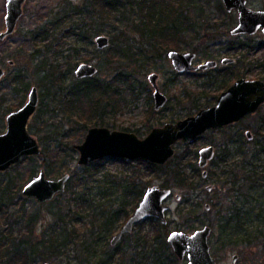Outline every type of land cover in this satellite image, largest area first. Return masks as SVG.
<instances>
[{
	"label": "trees",
	"instance_id": "obj_1",
	"mask_svg": "<svg viewBox=\"0 0 264 264\" xmlns=\"http://www.w3.org/2000/svg\"><path fill=\"white\" fill-rule=\"evenodd\" d=\"M188 1L194 3V0H80L78 2L65 0L64 5L59 10L51 8L43 12L41 9L38 11V15L43 19L42 24L27 32L35 44L28 63L17 69L12 76L8 75L7 72L4 76L8 79L7 88L13 94L21 96V99L8 105L1 116L3 117L6 112H11L22 105L23 98L30 86L29 78L32 74L29 67L33 64V76H38L35 84L42 91L39 104L47 99L48 101L45 103L47 108H51L53 105L52 112L64 110V113L70 118L69 120H74L78 124V129H87L92 124L104 125L108 108L110 106L116 107L117 98H119L115 80L129 81L128 88L136 95L140 94L141 90L136 91L135 78L130 79L131 76L140 72L138 68H146L148 62L154 64L156 59H160L162 56L168 57L170 50L181 49L180 46L183 42L188 43L196 38L197 30L201 29L202 24H198L192 18L189 8L185 4ZM220 6L223 7L221 1ZM131 15L138 17L136 22L132 23ZM227 15L228 19L222 30L215 33L209 31L210 36H217V38L224 35L240 36L231 35V27L237 19L232 12L227 13ZM113 20L114 25L119 24L117 36H119L121 46L116 48V52L120 55L116 57L114 54V57L112 55L106 58L103 67L109 72L114 69L117 74L113 76L112 81H107L96 75L77 78L73 74L74 69L79 64L75 61V56L81 51L83 41L90 39L94 32H99L103 23L113 22ZM122 23H125L126 26ZM186 31L191 32L192 36L189 33L186 34ZM137 34L140 38L137 37ZM247 38V41L237 39L235 45L232 43L227 47L228 50L247 49V51H251L256 47H264V43L257 42L252 35H247ZM3 42L4 40L0 39V44ZM191 51H196L199 54L200 49L194 46ZM246 57L247 55L240 51L237 56L238 62L245 61ZM261 58L256 59L261 68L257 77L264 79V57ZM218 69L210 68V70L204 71L208 78V82L204 83L205 86L216 85V89H224L230 85L231 78L245 74L232 69L224 75L220 69L219 73L216 72ZM173 74L176 77L179 73L173 71ZM198 75L201 76L200 73ZM182 93L184 96L178 97L176 103L183 104L185 97H187L190 98L191 105L188 107L183 105V109L187 110L184 116L193 113L188 109L209 105L211 103L210 96L212 98L216 96L209 92L208 95L202 97L200 92L188 88H185ZM149 94L152 98L151 92ZM5 95L6 93L0 90V108L5 103ZM263 106L264 104L258 111H261ZM260 124L258 129L254 130L253 140L249 141L242 138L238 143L236 149L239 153L238 160L224 170L228 173V179L225 182L231 186L233 191L230 197V205L226 207L227 215L222 214L218 218L221 232L220 247L235 244L236 242L232 237L234 231L230 230L239 225L243 226L245 222L249 221L246 219L247 216L241 213L246 201L240 197L245 195V198H248L243 190L245 188L250 190L261 189L260 196H264V113L260 118ZM32 127L33 124L29 121L28 128L31 129ZM151 128L152 126L148 125V130ZM60 135L59 131H54L39 136L42 151L38 156L42 157L40 164L44 167L47 175L52 173L56 164L61 165L62 172H66L67 168L70 170L72 166L69 163L75 159V153L78 151L75 147L77 143L75 144L72 140L66 142L67 145L64 148H60L59 145L64 146ZM224 137L226 138L224 146L218 154L221 161H225L228 155L232 153L229 147L234 142L233 139H230L233 137L231 130L224 132ZM182 144L188 145L183 142ZM64 152H66L65 155ZM196 154V151L193 153L187 150L184 152L177 151L166 164L146 160L143 162L149 169L167 176L163 180L162 186L185 187L193 191L197 190L201 184L199 182L200 169L198 164L193 161V156ZM191 155L193 156L188 159L189 161L185 162L184 158ZM100 162L98 160L93 161V164ZM78 168L75 167L74 169L73 167L71 170L74 174H71L67 183L64 192H68V194L62 200L63 202L54 198L41 204H49V211L55 217L51 226L41 233L36 230L41 211L28 212L24 202L13 210L16 204L15 200L22 195L19 193V189L16 193L11 191L12 181L0 182V264L45 263L57 257L66 245L72 244L76 248L77 240L81 251L91 255L86 256V258L90 259L89 257L94 255L96 257L99 254L97 244L102 243L104 238L107 239L112 234L114 225L119 218L123 216L127 219L130 216L127 193L130 189L133 191L136 188L138 181L133 180L123 185L129 188L128 191L125 189V196L114 195L121 187V183L118 182L112 187L114 190L112 188L111 190H103L99 198L92 193L93 185H91V179L97 170H89V166L86 165L83 166L85 172L78 173ZM35 172L36 168L32 170L31 177H34ZM74 175H76L75 179ZM64 192L59 194L64 195ZM142 192V190L137 191V200L142 196ZM186 200H189L187 196ZM262 201H260L254 221L258 219L264 223V199ZM214 206L217 205L214 204ZM80 220H89L84 235L81 237H79L81 229L78 226L69 227L70 222ZM210 221L207 224L212 225ZM189 223L186 221L188 226H194ZM154 225V234L147 232L143 235H136V244L133 246L136 253L129 254V256L131 255V264H180V259L168 242L170 233L168 224L158 221ZM249 233L248 231L245 232L242 241L251 243V234ZM127 236L132 235L128 234ZM149 252L151 253L150 256L148 255ZM100 253L101 256L96 259L95 264H126L127 258L129 259L125 254L117 257L116 247H112V252L104 250ZM77 258H79V263H84L83 258L79 256ZM252 258L247 259L253 260ZM251 262L256 264L255 260Z\"/></svg>",
	"mask_w": 264,
	"mask_h": 264
},
{
	"label": "rangeland",
	"instance_id": "obj_2",
	"mask_svg": "<svg viewBox=\"0 0 264 264\" xmlns=\"http://www.w3.org/2000/svg\"><path fill=\"white\" fill-rule=\"evenodd\" d=\"M71 1L78 2L80 0ZM220 1L223 4L222 0H194V3H189V1L185 3L189 8V13L191 14L192 18L198 24H202V27L200 30H197V36L194 34L196 38H193V40L188 43L183 42L181 44L182 46H180L181 49L176 50L186 52L191 51L192 47L197 46L200 49V52L198 54V57L195 59L196 65L201 62H205L206 60L216 59L218 60L219 64L213 69L219 68L222 74L235 69L244 72L245 74L243 76L247 78H258L257 76L261 71V68L258 66V62L256 59L264 57V47H256L251 51H247V49L228 50L227 47H229L232 43H234L235 45L237 39H245L247 41L248 34H242L240 36L231 34L232 36L237 37L224 35L221 38H217V36L213 37L209 35L210 33H208L209 31L215 33L218 30H222V28L224 27V23L228 19L227 13H231L226 10L224 4L223 7L220 6ZM247 1L252 8L264 9V0ZM64 3L65 0H27L25 2L24 13L18 22L16 31L9 37L5 38L4 42L0 44V64L1 66H4L6 68L8 75L12 76L17 69L21 68L25 63H28L29 61L30 53L32 52L35 44L33 40L30 39L27 32L35 26L42 24L43 19H41L38 15V11L42 9V11L45 12L46 10H49L51 8L59 10L64 5ZM232 13L237 19V12L232 11ZM5 16L6 0H0V32L6 29ZM137 18L138 17L134 15L130 16V20L132 19V23L136 22ZM107 23H103L99 29V32H94L90 39L83 41L81 45V51L78 53V55L75 56V61L79 64L82 62H91L95 64L99 69L96 76L99 78H104L107 81H112L114 78L113 76L117 73H115L116 71L114 69L111 72L106 70V68L103 67V63L106 58H109L112 55L114 57V54L116 55V57L120 55L116 52V48L119 45L121 46V44L119 36H117L119 24H117V26L114 25V20L113 22L108 21ZM236 23L237 20L231 28H233ZM122 24L125 25V23ZM187 33L192 36L191 32L186 31V34ZM100 34L107 35L110 38V44L103 49L98 48L95 42L96 36ZM252 36L257 42L264 43V33H262L261 31L253 34ZM137 37L140 38L138 34ZM240 51L247 55L245 61L243 62H238L237 56ZM223 57L235 58V62L228 65H223L221 62ZM11 60L14 62L13 64H10ZM61 62H63L62 59ZM147 64L148 65L146 68H138L140 72L136 73L130 78H135V82L137 85L136 91L141 90V93H138V95H136L135 92H132L128 88L129 81L127 82L123 80H115V85L117 86L119 92L117 93L119 98H117V102L115 105L116 107L110 106L108 108V112L105 114L104 118V125L92 124L91 126H107L112 129L135 131L140 137L143 138L149 132L147 123L152 126H161L164 123L171 121V118L173 116L177 119L184 117V114L187 110L183 109V105H186V107L191 106L189 100L190 98L185 97L183 104L176 103V101L178 97L184 96L182 92L185 88L195 90L196 92L205 90L207 92L214 93L215 95H218L223 90L222 88L219 90L216 89V85H204V83L208 82L207 75L204 72L207 69L194 71L200 73L201 76L195 75L194 73H182L177 74V76L175 77L173 74V71H175V69L169 56H162L160 59H156L154 64L151 62H148ZM230 65L233 66L229 67ZM29 68L30 73L32 74L29 78L30 86L27 94L23 98L24 100L22 105L28 99L29 90L33 85H36L35 81L38 80V76H33V64H31ZM75 69L73 71V74H75ZM219 69L216 72L219 73ZM208 70H210V68ZM151 72H158L160 74L158 83L161 87V90L169 97L167 106L158 110L157 113H155L156 110L154 108V100L149 94V92L153 94L154 91V88L148 78ZM233 80L234 78L230 79L231 82ZM8 84V79L3 78L0 80V90L3 93H6L5 103L0 108V133L6 130V116L9 112H6L3 117L1 116L3 115L2 113L7 109L8 105H10L11 103H15L16 101L21 99V96L13 94L7 88ZM38 90L39 94H41V89L38 88ZM211 99L212 97L210 96V100ZM215 100L216 98L212 99V104L215 102ZM47 101V99H44L43 103L39 104L36 113L30 119V122H32L33 124V127L31 129L28 128L30 133L33 134L39 141L40 135L43 136L46 133L59 131L61 133L60 136L64 145L62 147L61 145H59L60 148H64L67 145L65 143L71 140L75 144L83 142L89 128L78 129V124L74 120H69L70 118L64 113V110H57L56 112H52L51 108L53 107V105L51 106V108H47L45 105ZM21 106H19L18 108H20ZM18 108H15L13 110H16ZM40 109H42V111L39 112ZM199 109L200 108L188 110L193 111L192 114H196ZM151 111L152 113L154 112V114H152ZM263 113L264 106L261 111L250 114L238 123L233 124L232 127L230 126L229 128H226L227 130L225 132H229L231 130L241 135L242 138H245L247 129H251L252 131H254L261 125L260 118L262 117ZM223 140L224 133H222L221 130L216 129L211 132H206L204 135H202V137H200L191 145L184 146L182 142H177L174 147L176 149V152H184L187 150L193 153V151L199 150L201 147L207 144H215L217 145V151H219L224 146ZM235 148L236 144H233L229 147L232 153L225 161L219 160V155H216L215 159L206 166L207 169L213 171V175L211 177H208L207 182L213 183L215 185V188L212 191L206 190L207 183L203 181L202 175H200L199 182L201 184L197 190L192 191L185 187H173V192L179 193L181 195V199L177 201L174 197V194H172L167 199L166 203L171 205L170 210L167 212V224L169 226L170 232L173 230H183L192 233L195 230L204 227L207 222L211 220L210 222L212 223L213 232L210 236V244L212 245L213 255L220 263H230L233 255L237 253L239 254L237 264H252L251 261L254 260L256 264H264V223H261L258 219L254 221L257 215L260 201L264 199V196H260L262 193L261 189L255 188L250 190L245 188L243 190L244 194L248 195V198H245V195H242V197H240L246 201V204H244L241 213L244 216H247L246 219L249 221L245 222L243 226L239 225L230 230L234 231L232 237L236 242L235 244H231L230 246L227 245L226 248H221L216 252V247L221 244V232L219 230L218 218L222 214L227 215L226 207L230 205V197L233 191L231 189V186L225 182V180L228 179V173L224 172V170L229 168L231 163L238 160L239 155L236 153ZM63 154L65 155L66 152H64ZM192 156L193 155L188 156V158L185 157L184 161H189L188 159ZM78 157L79 151L75 153V159L72 160L69 165L71 164L72 168L74 167V169L75 167L76 169L77 167H79L77 171L78 173L85 172L83 166H79L77 164ZM41 160L42 157L38 155L28 156L23 158L20 162L12 165L7 170L0 171V182L6 183L7 181H12L11 191H14L16 193L19 189V193L22 195V197L18 196L15 200L16 204L14 205L13 210L18 206H21V203L24 202L25 209L28 212L38 210L41 211V217L36 224V230L39 233H41V231L43 232V230H45L46 228H49V226H51V224L55 221V217L49 211V204L41 205L42 203H39L35 198L24 196L22 193V189L33 178L31 177L32 170L36 168L35 175H38L40 169H44V167L40 164ZM194 160L197 162L198 158L197 160L193 159V161ZM98 161L101 162L99 164H93V162L88 164L89 170H97V172H95L93 178L91 179V185H93L92 193L96 197L100 198L101 192L103 190H111L114 184L118 182L121 183V187L119 188V191L114 195L125 196V189L128 191L129 188L123 185H126L133 180L138 181L136 188L133 191H131L132 189H130L127 193V198L129 199L128 210L131 213L130 216L136 209L134 206H137V204L140 202L146 189L150 185H153L155 183H158L162 186L163 180L167 177L165 174L149 169L143 162V159H128L127 161H125L121 158L104 157L102 159H99ZM72 168H70V170L69 168H67L66 172H62L61 165L56 164L54 169L52 170V173L46 175L50 178H58L65 173L74 174V172L71 171L73 170ZM75 178L76 175H74V179ZM112 190L114 189L112 188ZM141 190L143 191L142 196L139 195L140 199L137 200V191ZM67 194L68 192H64V195L57 194L55 198H57L59 202H63L62 200ZM186 196L189 200H186ZM25 197L27 198L26 200ZM242 201L241 203H243ZM199 202H201V205H196V203ZM207 203L212 204V207L209 210H206L205 208V205ZM214 204H216L217 206L215 207ZM250 218L253 222L250 220ZM125 221V217L122 216L121 218H119L114 225L112 234L107 239L104 238L102 243L100 242L99 244H97L99 248L97 252L99 254H97L96 257L94 255L93 257H89L90 259L86 258V256L91 255H89V253H84V251H81L80 245L78 244L79 241L77 240L78 243H76V248H74V245L72 244L66 245L65 247H63L60 254L49 262L53 264H77L79 263V258H77L79 256L80 258L84 259V263L80 264H95L96 259H99L101 256L100 252L104 250H109L112 252L110 239L112 235L115 234L116 231H118L119 228L125 223ZM158 221L161 222L159 218L149 217L137 223L134 227L133 232L131 233L132 236H126L124 240L120 242L119 245H117V257L125 254L129 257V259L127 258L126 260V264H131V255L129 256V254L136 253L135 249H133V246L136 244V235H143L147 232L154 234V224ZM186 221L190 222L189 224L194 226H188L186 224ZM69 224V227L76 225L81 229V235L79 236L81 237L82 235H84V230L89 224V220H80L77 222H70ZM55 227H57V225H55ZM247 231L250 232L249 234H251V243L242 241L243 237L245 236L244 234ZM113 250H115V248H113ZM148 255L150 256L151 253L149 252ZM250 257H253V260L247 259ZM186 262V259L180 260V264H186ZM36 264H44V262H37Z\"/></svg>",
	"mask_w": 264,
	"mask_h": 264
},
{
	"label": "water",
	"instance_id": "obj_3",
	"mask_svg": "<svg viewBox=\"0 0 264 264\" xmlns=\"http://www.w3.org/2000/svg\"><path fill=\"white\" fill-rule=\"evenodd\" d=\"M222 1L228 12L237 11V23L230 31L232 35H253L260 30L264 33V9L252 8L247 0ZM25 2L26 0H6V29L0 32V39L6 38L15 31L23 15ZM95 42L98 48L103 49L110 44V38L100 34L96 36ZM168 56L173 67L180 73L212 68L218 63L217 60L211 59L195 65L194 61L197 56L195 51L182 52L172 49ZM233 60L231 57H225L222 62L227 64ZM98 71L95 64L82 62L75 69V76L77 78L92 77ZM5 74V68L0 65V80ZM159 77L158 72H151L148 76L154 88L153 97L156 109H160L168 101V97L158 83ZM263 103L264 79L240 77L219 94L216 104L203 107L196 114L176 122L155 126L143 138L134 131L111 129L98 125L89 127L83 142L75 145L79 151L77 164L85 166L104 157L143 159L165 164L174 156V145L178 141L193 143L205 131L239 121L246 115L256 112ZM38 106L39 92L38 87L34 85L29 91L25 104L6 116V130L0 133V171L7 170L25 157L41 154L42 149L38 139L28 129L29 119ZM247 134L252 138L250 130ZM214 154L213 146L202 148L199 158L200 167L205 168ZM204 175H207V171H204ZM70 178L71 173H65L58 178H50L44 169H40L39 174L23 187L22 193L26 197L35 198L39 203H44L64 192ZM211 188L212 185H208V189ZM172 194L177 201L181 199V195L174 193L173 188L162 187L158 183L150 185L133 214L113 236L112 244H116L123 234L132 232L135 224L149 217H156L162 223H167V212L171 205L166 201ZM211 232L210 225H205L192 233L173 230L168 235V242L179 259H188L187 264H221L211 252L209 244ZM237 259L238 254H235L228 264H237ZM44 264L53 263L47 261Z\"/></svg>",
	"mask_w": 264,
	"mask_h": 264
},
{
	"label": "flooded vegetation",
	"instance_id": "obj_4",
	"mask_svg": "<svg viewBox=\"0 0 264 264\" xmlns=\"http://www.w3.org/2000/svg\"><path fill=\"white\" fill-rule=\"evenodd\" d=\"M26 1H27V0H26ZM247 2H248V1H247ZM24 4H25V3H24ZM248 5H249V4H248ZM249 6H250V5H249ZM23 9H24V5H23ZM236 12H237V11H236ZM23 13H24V12H23ZM20 18H21V17H20ZM19 20H20V19H19ZM18 22H19V21H18ZM17 25H18V23H17ZM16 28H17V26H16ZM16 28H15V31H16ZM231 29H232V28H231ZM15 31H14V32H15ZM260 31H261V30H260ZM14 32H13V33H14ZM261 32H262V31H261ZM13 33H12V34H13ZM262 33H263V32H262ZM12 34H10V35H12ZM10 35H8L7 37H9ZM248 35H249V34H248ZM7 37H6V38H7ZM4 39H5V38H4ZM4 39H1V40H4ZM195 52H196V51H195ZM196 53H197V52H196ZM197 57H198V53H197L196 58H197ZM223 58H225V57H223ZM223 58H222V60H223ZM233 59H234V60H233L232 62L227 63V64H224V63L222 62V60H221V62H222L223 65H228V64H231V63H234V62H235V58H233ZM214 60H216V59H214ZM11 61H12V60H11ZM11 61H10V62H11ZM206 61H208V60H206ZM206 61H205V62H206ZM217 62H218V60H217ZM13 63H14V62L12 61V63H10V64H13ZM194 63H195V61H194ZM201 63H204V62H201ZM201 63H199V64H201ZM199 64H197V65H199ZM218 64H219V62L217 63V65H216L215 67H217ZM0 65H1V64H0ZM195 65H196V64H195ZM3 67H4V66H3ZM215 67H212V68H215ZM4 68H5V67H4ZM174 69H175V68H174ZM208 69H209V68H208ZM5 70H6V68H5ZM197 70H200V69H197ZM6 71H7V70H6ZM175 71H177V70L175 69ZM194 71H196V70H194ZM194 71H186V72H184V73H194L195 75H198V74H199V73L194 72ZM177 72H178V71H177ZM178 73H179V74H182V73H180V72H178ZM240 77H245V76H239V77L234 78V80L230 83V85L233 84V82H234L235 80H237L238 78H240ZM246 78H247V77H246ZM230 85H228V87H229ZM33 86H34V85H33ZM35 86H37V85H35ZM37 87H38V86H37ZM228 87L224 88L222 91L226 90ZM31 88H32V87H31ZM160 88H161V87H160ZM29 91H30V90H29ZM222 91H221V92H222ZM38 92H39V90H38ZM199 92H200L199 94L202 95V97L208 95V93H209V92H207V91H205V90H204V91H199ZM221 92H220V93H221ZM220 93H219V94H220ZM28 94H29V93H28ZM219 94H218V95L216 94L215 97L213 96V98H216V100H215V102H214L213 104H212V99H213V98H212V99H211V103H210L209 105H206V106H203V107H208V106H211V105L216 104V102H217V98H218ZM166 96L168 97V95H166ZM211 97H212V96H211ZM152 98H153V100H154L153 94H152ZM27 100H28V99H27ZM168 102H169V97H168V101H167V103H166L163 107L167 106ZM39 103H40V94H39ZM24 104H25V103H24ZM24 104H23V105H24ZM263 104H264V103H263ZM263 104H262V105H263ZM262 105H261V106H262ZM261 106H260V107H261ZM163 107H161L160 109H162ZM203 107H201V108H203ZM260 107H259V108H260ZM154 108H155V106H154ZM201 108H200V109H201ZM160 109H156V108H155V110H156L155 113H157V111L160 110ZM12 111H13V110H12ZM36 111H37V110H36ZM257 111H258V110H257ZM257 111H256V112H257ZM35 113H36V112H35ZM35 113H34V114H35ZM151 113H152V111H151ZM254 113H255V112H254ZM34 114H33V115H34ZM152 114H154V113H152ZM251 114H253V113H251ZM33 115H32V116H33ZM190 115H194V114H190ZM190 115H186V116H184L183 118H185V117H187V116H190ZM249 115H250V114L246 115L245 117H247V116H249ZM32 116H31V117H32ZM31 117H30V119H31ZM245 117H244V118H245ZM244 118H242L241 120H243ZM30 119H29V121H30ZM180 119H182V118H180ZM180 119H177V118H175V117L173 116V118H171V121H168V122H176V121H178V120H180ZM241 120H239V121H241ZM239 121L232 122V123L227 124V125H225V126H223V127H218V128H214V129H209V130L205 131L203 134L199 135L198 138H197L194 142H196V141H197L200 137H202V135H204L206 132H211V131H213V130L218 129V130H221L222 133H224V132L227 130L226 128H229L230 126L232 127L233 124H236V123H238ZM28 123H29V122H28ZM166 123H167V122H166ZM164 124H165V123H164ZM164 124H163V125H164ZM147 125H150V124L147 123ZM151 126H152V125H151ZM161 126H162V125H161ZM153 127H155V126H152V128H153ZM152 128H151V129H152ZM111 129H112V128H111ZM248 130L251 131V133H252V138L249 137V135L247 134V131H248ZM149 131H150V130H149ZM134 132H135V131H134ZM232 132H233V131H232ZM147 134H148V133H147ZM138 136H139V135H138ZM254 136H255V132L252 131L251 129H247V130H246V137H245L244 139H245V140H249V141H251V140L254 139ZM139 137H140V136H139ZM228 138H229V137H228ZM225 139H226V138L224 137V140H223L224 143H225ZM230 139H233V141H234L233 144H236V148H235V150H236V149H237V146H238V143H240V141L242 140L241 135H239L238 133L233 132V137L230 138ZM231 141H232V140H231ZM178 142H181V141H178ZM194 142H193V143H194ZM193 143H187V144H188V145H191V144H193ZM231 143H232V142H231ZM175 144H176V143H175ZM233 144H232V145H233ZM207 146H213V147H214V150H215L214 157H213L211 160H209L208 164H209L210 162H212V161L215 159L216 155H218L219 152H220V150L222 149V148L220 147L221 149H220L219 151H217V145H215V144H207V145L201 147L199 150H196L197 154L193 156V159H196V160H197V158H198L197 162H196L195 160H194V161L198 164V167H199L200 172H201L200 175H202V177H203V181L206 182V183L208 182V177H209V176L211 177V176L213 175V171L207 169L206 167H205V168H201L200 165H199V158H200V150H201L202 148H204V147H207ZM218 147H219V146H218ZM175 153H176V149H175ZM236 153L239 155V153L237 152V150H236ZM174 155H175V154H174ZM229 156H230V154L228 155V157H229ZM121 159H122V158H121ZM170 159H171V158H170ZM170 159H169V160H170ZM169 160H168V161H169ZM208 164H207V165H208ZM204 171H207V175H206V176L204 175ZM210 184L212 185V188H211V189H208V185H210ZM170 188H171V187H170ZM214 188H215V185H214L213 183H207V185H206V190H207V191H212ZM196 205H201V202L196 203ZM211 207H212V204H211V203H207V204L205 205L206 210L211 209ZM129 217H130V216H129ZM129 217H128V218H129ZM128 218H127V219H128ZM127 219H126V220H127ZM125 222H126V221H125ZM123 225H124V224H123ZM123 225H122V226H123ZM135 225H136V224H135ZM206 225H209V224H206ZM122 226L119 228V230L122 228ZM210 226L212 227V225H210ZM134 227H135V226H134ZM119 230H118V231H119ZM133 230H134V229H133ZM118 231H116V233H117ZM132 232H133V231H132ZM132 232L123 234L122 237H121V239H120L116 244H112V238H113V236H114L116 233L113 234L112 237H111V239H110V243H111L112 247H118L117 245H119V243L122 242V241L124 240V238H125L128 234H131ZM212 232H213V227H212ZM212 232H211V234H212ZM211 234H210V236H211ZM210 236H209V244H210ZM210 247H211V252H212V245H211V244H210ZM224 247L226 248L227 245H224ZM224 247H223V245H222L221 247H220V245L217 246V247H216V252H217L219 249H221V248L223 249ZM236 254H237V253H236ZM212 255H213V253H212ZM234 255H235V254H234ZM234 255H233V256H234ZM213 256H214V255H213ZM214 257H215V256H214ZM215 258H216V257H215ZM185 259H186L187 262H188V259H187V258H185ZM238 259H239V254H238ZM238 259H237V263H238ZM216 260H217V258H216ZM217 261H218V260H217ZM187 262H186V264H187ZM218 262H219V261H218ZM219 263H220V262H219ZM221 264H222V263H221Z\"/></svg>",
	"mask_w": 264,
	"mask_h": 264
},
{
	"label": "bare ground",
	"instance_id": "obj_5",
	"mask_svg": "<svg viewBox=\"0 0 264 264\" xmlns=\"http://www.w3.org/2000/svg\"><path fill=\"white\" fill-rule=\"evenodd\" d=\"M1 32H2V31H1ZM6 72H7V71H6ZM5 75H6V74H5ZM3 78H4V77H3ZM3 78H2V79H3Z\"/></svg>",
	"mask_w": 264,
	"mask_h": 264
}]
</instances>
